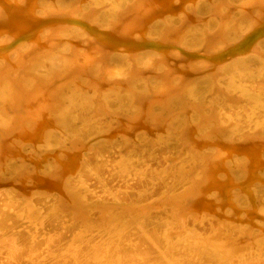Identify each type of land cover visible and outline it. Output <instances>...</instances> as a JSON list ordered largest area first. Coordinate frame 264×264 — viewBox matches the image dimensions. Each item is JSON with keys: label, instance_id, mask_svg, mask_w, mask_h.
Returning <instances> with one entry per match:
<instances>
[{"label": "bare ground", "instance_id": "1", "mask_svg": "<svg viewBox=\"0 0 264 264\" xmlns=\"http://www.w3.org/2000/svg\"><path fill=\"white\" fill-rule=\"evenodd\" d=\"M0 264H264V0H0Z\"/></svg>", "mask_w": 264, "mask_h": 264}]
</instances>
